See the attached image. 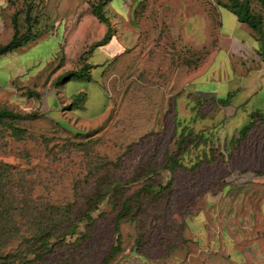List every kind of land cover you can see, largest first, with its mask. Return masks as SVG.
I'll return each instance as SVG.
<instances>
[{"label":"rangeland","instance_id":"374dc122","mask_svg":"<svg viewBox=\"0 0 264 264\" xmlns=\"http://www.w3.org/2000/svg\"><path fill=\"white\" fill-rule=\"evenodd\" d=\"M101 1L0 0V46L14 13L19 35L29 12L36 36L14 51L18 75L0 57V111L33 116L0 123V213L18 235L33 223L76 225L43 264H264V121L228 134L223 124L199 129L198 106L184 113L197 101L193 85L206 92L207 75L231 76L252 60L210 20L227 1L111 0L102 8L110 40L94 48L107 29L91 13ZM246 1L264 17L259 0ZM198 23L201 33H186ZM86 63L90 80L57 87ZM124 201L132 208L118 238Z\"/></svg>","mask_w":264,"mask_h":264},{"label":"crops","instance_id":"0c3cea01","mask_svg":"<svg viewBox=\"0 0 264 264\" xmlns=\"http://www.w3.org/2000/svg\"><path fill=\"white\" fill-rule=\"evenodd\" d=\"M146 1L149 0H142L140 3ZM216 16L219 21L220 36L228 48L241 51L246 47L248 56L252 60L247 65L233 68L231 76L215 77L213 73L207 75L201 83L202 86L209 87L206 92L195 91L196 87L193 85L192 92L197 93V101L190 103L192 105L190 108L186 107L184 113L191 114L192 106L194 108L198 106L199 114L203 115L199 129L223 124L228 134H236L240 133L243 127L259 126L260 119L264 120V27L258 34L247 25L240 23L230 11L221 7L215 10L210 20ZM203 24H207L206 18L203 19ZM222 27L225 28L226 33L222 32ZM202 31V25L198 23L193 24L191 28L188 27L186 33L199 34ZM15 53L7 56L13 58L12 64L17 67L18 75L25 66L19 63V56ZM188 93L191 94V91ZM185 97L187 98V95ZM188 98L191 99L190 96Z\"/></svg>","mask_w":264,"mask_h":264},{"label":"trees","instance_id":"16d2710c","mask_svg":"<svg viewBox=\"0 0 264 264\" xmlns=\"http://www.w3.org/2000/svg\"><path fill=\"white\" fill-rule=\"evenodd\" d=\"M111 0H102L92 9L91 13L97 17V19L107 25L106 32L103 38L98 41L93 47L96 48L98 46H102L106 44L111 37V27L108 24V19L102 13V8L106 6ZM227 5L225 6L231 11L238 19L240 23L247 25L253 31L260 32L262 27L264 26V17L261 15H255L250 11L249 4L246 0H226ZM263 11H264V0H259ZM12 27L14 29L13 36L11 40L5 44L0 46V57L10 54L27 43L36 39V36L28 35L31 31L30 29V13L27 12L25 16V23L28 27L27 32L19 35L17 29V13H14L12 17ZM93 68L92 65L86 63L83 67L78 70L67 71L63 76L58 77L56 85L63 86L67 82L73 79H81V80H90V71ZM84 101V97L79 95L69 106H67L66 110L70 109L72 106L76 104H82ZM32 115H24L21 116L19 114H15L11 111L1 110L0 111V123L2 120L8 119H30ZM260 121H264L260 119ZM250 130V125L245 126L241 129L240 133L243 135L246 134ZM13 134H22V131L17 129H12ZM184 138L180 137L178 141V147L181 150L183 148ZM185 148V147H184ZM198 166V163L194 165ZM101 197L92 201L93 205H96L100 202ZM95 207L90 208L88 211H93ZM132 206L124 201L120 205L119 213L114 221V233L116 236H119V224L124 219V217L131 213ZM4 211V208H2ZM8 213L4 215L0 213V264H43L44 261H48L49 255L54 251V248L57 246L56 239L65 235H71L73 233L72 229L76 228V225L73 223H68L64 226L54 225L55 223H33L29 232L26 234L18 235V227L15 223L7 220ZM119 238V237H118ZM116 239L114 246L111 248L109 256L105 263L114 258V256L119 252V239ZM16 241H14V240ZM17 243L16 246L14 244ZM24 243H29L30 245L26 250H21L20 245ZM13 246V247H12ZM13 248L10 251L7 248ZM33 254V258H29L28 256Z\"/></svg>","mask_w":264,"mask_h":264},{"label":"built area","instance_id":"2783aa9c","mask_svg":"<svg viewBox=\"0 0 264 264\" xmlns=\"http://www.w3.org/2000/svg\"><path fill=\"white\" fill-rule=\"evenodd\" d=\"M247 179L248 178L245 176H234L230 181L240 184L241 182H245Z\"/></svg>","mask_w":264,"mask_h":264}]
</instances>
